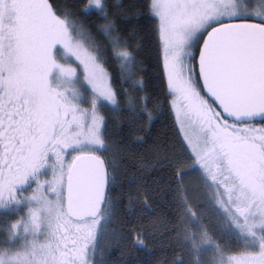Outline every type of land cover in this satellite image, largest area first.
Instances as JSON below:
<instances>
[{
  "label": "snow or ice",
  "instance_id": "snow-or-ice-1",
  "mask_svg": "<svg viewBox=\"0 0 264 264\" xmlns=\"http://www.w3.org/2000/svg\"><path fill=\"white\" fill-rule=\"evenodd\" d=\"M0 213V264H264V0H0Z\"/></svg>",
  "mask_w": 264,
  "mask_h": 264
},
{
  "label": "rangeland",
  "instance_id": "rangeland-1",
  "mask_svg": "<svg viewBox=\"0 0 264 264\" xmlns=\"http://www.w3.org/2000/svg\"><path fill=\"white\" fill-rule=\"evenodd\" d=\"M56 59H57V62L58 63H61V64H73V65H75V61H74L73 57H71L70 55H67V54H65V55H58L56 57ZM53 83L55 84L56 81H53ZM70 86L73 87V88H80V86H81V80H80L79 76L76 77V78H74L73 81L70 82ZM40 178L41 179H46L47 176L46 175H41ZM13 217H14V219H16L15 214H13ZM7 227H8V225L5 226V229Z\"/></svg>",
  "mask_w": 264,
  "mask_h": 264
},
{
  "label": "trees",
  "instance_id": "trees-1",
  "mask_svg": "<svg viewBox=\"0 0 264 264\" xmlns=\"http://www.w3.org/2000/svg\"><path fill=\"white\" fill-rule=\"evenodd\" d=\"M113 2H117V0H113ZM124 2H127V0H124ZM109 71L115 72V68H110ZM13 214H4L0 213V236L3 235L5 226L8 225L9 221L13 220Z\"/></svg>",
  "mask_w": 264,
  "mask_h": 264
}]
</instances>
